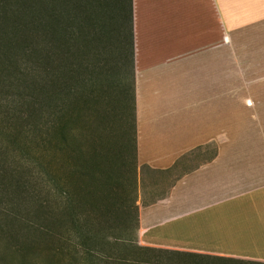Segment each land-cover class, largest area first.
I'll list each match as a JSON object with an SVG mask.
<instances>
[{"label": "crops", "instance_id": "obj_1", "mask_svg": "<svg viewBox=\"0 0 264 264\" xmlns=\"http://www.w3.org/2000/svg\"><path fill=\"white\" fill-rule=\"evenodd\" d=\"M132 16L139 245L264 262V133L222 101L219 0Z\"/></svg>", "mask_w": 264, "mask_h": 264}, {"label": "trees", "instance_id": "obj_2", "mask_svg": "<svg viewBox=\"0 0 264 264\" xmlns=\"http://www.w3.org/2000/svg\"><path fill=\"white\" fill-rule=\"evenodd\" d=\"M124 1L0 0V77H10L5 87L14 90L13 102L17 101L22 113L9 118L8 132L0 129L2 138L7 139V144L0 148V180L6 181L3 183L7 196H12L11 208L0 211L3 248L11 244L7 239L20 242L39 235L44 241V251L49 252L43 263L52 264L60 252L52 245L57 240L55 227H61V252L68 255L77 226L75 232L80 239L82 259L89 260L91 251L87 243L96 238L88 237L85 225L76 224L79 218L74 213L72 174L78 175L77 188L80 189L81 181L99 180V175L106 177L110 160L100 153L103 139L118 138L123 145L119 155L131 152L137 234L139 162L133 16L132 0ZM22 64L26 69L20 71ZM25 121L30 129L34 127L32 136L40 147L36 158L41 190L38 224L29 220L34 213L26 207L28 172L22 165H6V159L13 156L16 149L30 150L28 132L22 137L25 141L19 136ZM105 122L111 130L107 135L101 132L100 126ZM111 124L125 129V134L116 133ZM74 157L77 166L73 164ZM112 180L110 175L108 182ZM114 193L113 190L108 197L113 198ZM136 244L142 250L186 258V264H264L142 247L137 239ZM19 257L22 259L25 255L19 254ZM2 259L0 257V264Z\"/></svg>", "mask_w": 264, "mask_h": 264}, {"label": "rangeland", "instance_id": "obj_3", "mask_svg": "<svg viewBox=\"0 0 264 264\" xmlns=\"http://www.w3.org/2000/svg\"><path fill=\"white\" fill-rule=\"evenodd\" d=\"M219 8L222 92L227 91L224 95L226 98L222 97V101L229 103L235 99L238 107H250L254 113L253 129L262 130L264 133V0H219ZM24 69H26L24 64L19 66L20 71ZM9 80V76L0 77V129L4 132L9 131V118L13 114L22 115L17 101L13 102L15 96L12 91L14 90H7L5 87ZM228 91H230L229 94ZM233 91H235L234 96ZM240 116L245 115H238ZM100 126L103 134L107 135L111 131L106 122ZM111 127L116 133L125 134V129L115 127L113 124ZM21 130L24 133L20 132L19 136L23 141L25 140L22 137L26 131L31 136L27 141L30 150L16 149L15 153H12L13 156L6 159V165L8 167L22 165L28 172L26 174L28 179L25 194L26 207L34 213L29 220L38 224L40 222L38 201L41 199V190L36 158L39 156L40 147L36 137L32 136L34 127L30 129L25 121ZM6 144L7 139L0 135V148ZM100 146V153L105 154L110 160L106 177L99 175V180L81 181L80 189L77 188L78 175L75 172L72 174L75 192L74 213L76 218H79L76 224L85 225L88 237L96 238L95 241L90 240L87 243L91 256L89 260L82 259L79 248L80 239L75 232L77 226L70 240L68 255L62 253L63 243L60 239L63 235L61 227L57 225L55 227L57 240L52 245L60 252L56 254L52 264H186L188 262L186 258L173 256L167 252L138 248L135 211L132 203L136 195L132 192L135 182L131 152L127 155H119L123 145L118 138L113 141L103 139ZM73 164L75 166L78 164L76 157L73 158ZM110 175L113 180L108 182ZM3 182L6 181L1 179L0 211L10 209V198L12 199V196H7L6 185ZM136 185L138 194V180ZM112 189L115 193L113 198H109L108 194L113 193ZM188 235L190 234L178 236L185 239ZM6 241L11 244L9 243L10 245L5 248L0 245V257H3L1 264H44L43 262H46L49 252L44 251L45 246L41 236L35 235L32 239L23 238L20 242L9 241V239ZM138 244L144 246L140 240ZM19 254L25 257L21 259Z\"/></svg>", "mask_w": 264, "mask_h": 264}]
</instances>
